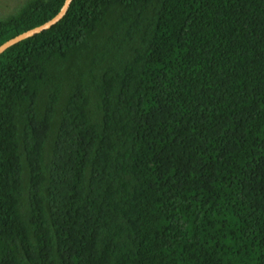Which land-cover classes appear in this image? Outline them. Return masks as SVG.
I'll return each mask as SVG.
<instances>
[{"label": "trees", "instance_id": "16d2710c", "mask_svg": "<svg viewBox=\"0 0 264 264\" xmlns=\"http://www.w3.org/2000/svg\"><path fill=\"white\" fill-rule=\"evenodd\" d=\"M0 264H264V0H74L7 49Z\"/></svg>", "mask_w": 264, "mask_h": 264}, {"label": "water", "instance_id": "95a60500", "mask_svg": "<svg viewBox=\"0 0 264 264\" xmlns=\"http://www.w3.org/2000/svg\"><path fill=\"white\" fill-rule=\"evenodd\" d=\"M74 0H66L64 6L62 7L61 11L50 21L42 24L41 26H38L36 28L30 29L28 31H25L19 35H17L16 37L10 39L9 41L5 42L4 44H2L0 46V56L10 47L16 45L17 43L28 39L30 37H33L35 35H38L40 33H43L49 29H51L53 26H55L56 24H58L67 14L72 2Z\"/></svg>", "mask_w": 264, "mask_h": 264}, {"label": "rangeland", "instance_id": "374dc122", "mask_svg": "<svg viewBox=\"0 0 264 264\" xmlns=\"http://www.w3.org/2000/svg\"><path fill=\"white\" fill-rule=\"evenodd\" d=\"M28 0H0V19L16 13Z\"/></svg>", "mask_w": 264, "mask_h": 264}]
</instances>
